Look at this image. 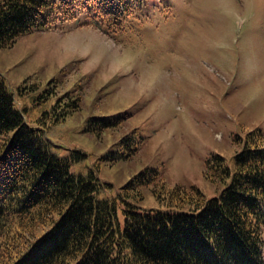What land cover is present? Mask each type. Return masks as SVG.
I'll use <instances>...</instances> for the list:
<instances>
[{
  "label": "rangeland",
  "instance_id": "obj_1",
  "mask_svg": "<svg viewBox=\"0 0 264 264\" xmlns=\"http://www.w3.org/2000/svg\"><path fill=\"white\" fill-rule=\"evenodd\" d=\"M128 3L129 16L110 14L117 31L86 16L96 14L90 8L50 17L0 48V76L14 91L23 79L36 84L22 104L49 84L56 92L46 104L79 96L46 136L56 152L85 155L72 172L97 163L99 181L110 185L100 196L146 167L159 170L166 189L194 185L204 198L216 196L228 179H209L206 157L230 166L232 133L257 128L264 136V0H145L137 10ZM110 117H120L118 127L93 122ZM132 129L138 140L129 151L122 138ZM141 196V209L165 206L149 188ZM260 235L264 260V227Z\"/></svg>",
  "mask_w": 264,
  "mask_h": 264
},
{
  "label": "trees",
  "instance_id": "obj_2",
  "mask_svg": "<svg viewBox=\"0 0 264 264\" xmlns=\"http://www.w3.org/2000/svg\"><path fill=\"white\" fill-rule=\"evenodd\" d=\"M129 1L137 2V10L145 0H0V48L74 9H92L114 22L117 31L110 14L115 9L117 18L129 16ZM35 86L23 79L9 92L0 77V264H264V136L259 129L231 134L238 150L230 166L219 155L206 157V167L213 170L206 176L228 179L216 196L204 198L194 185L166 189L159 170L146 167L115 195L102 197L110 185L99 181L97 163L74 173L71 165L85 155L76 149L58 155L45 137L49 123L77 109L79 96L63 92L66 100L57 96L46 104L56 92L49 84L22 104L19 99ZM119 121L93 122L105 130ZM136 136L132 129L122 138L131 143L129 151L136 149ZM146 188L166 200L163 208L135 205Z\"/></svg>",
  "mask_w": 264,
  "mask_h": 264
}]
</instances>
